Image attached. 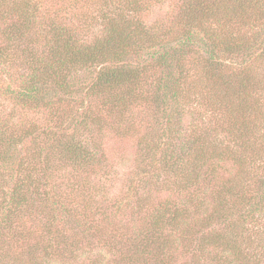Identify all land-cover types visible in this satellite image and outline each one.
I'll list each match as a JSON object with an SVG mask.
<instances>
[{"label":"trees","instance_id":"1","mask_svg":"<svg viewBox=\"0 0 264 264\" xmlns=\"http://www.w3.org/2000/svg\"><path fill=\"white\" fill-rule=\"evenodd\" d=\"M47 1L50 7L42 10ZM85 3L88 0H11L7 10L1 4L0 68L3 72L6 71V76L13 78L15 85L20 84V88L7 89L15 95L12 100L16 106L37 116L44 110L45 113L53 115V105L61 100L57 95L61 92L63 96L73 94L75 84H70L69 78L75 71L83 68L94 69L97 66L92 90L104 98L103 103L108 104L120 102L122 99L132 100L145 84L148 70L158 72L157 75H151L153 86L148 93L150 96H146V103L158 119L165 120V129L169 133L170 120L175 118L173 112L177 113L181 121V115L189 113L186 108L188 106L193 117V129L189 138L182 137L177 129L172 130L174 141L169 137L166 149L156 151L160 146L154 149L150 145L144 146L149 152H142V165L146 162V167L153 169L152 172L173 179V176L166 173L173 175L172 163L176 164V172L183 175L186 184L183 189L187 193L183 191L185 198L182 203L172 200L171 197H163L153 201L152 205L148 200V204L140 206L152 217L148 220L152 230L149 233L143 231L139 235L143 245L141 250L136 249L130 239L119 241L124 248V260L130 264H141V253L146 255V249L150 250L146 246V240L152 241L157 230L162 231L167 226L178 229L183 225L181 234L187 237L185 225L189 223V227L193 229L189 230V238L196 240L198 252L195 253L194 262L189 264H206L210 261L213 264H264V236L263 239L256 237L257 232L261 235L262 232L250 233L251 236L245 240V246L243 239L237 236L239 232H246L249 228L247 223H254L258 227V220L264 217V176L258 172L251 175L240 168L233 174L228 165L216 163L212 151L217 149L224 154L228 151L224 152L216 140L213 143L214 137L212 142L204 143L201 147L196 146L202 140L196 121L205 122L207 117L206 122L211 125L213 120L208 115H214L213 112L220 110L231 121L230 129H226L229 134H239L242 139L248 132H253L255 136L258 134L254 128L255 122L250 121L258 115H264L254 105L257 101L254 95L257 86L252 76L259 66L256 64L251 68L250 62L264 57V37L260 38L262 34L248 35L242 32V28L246 23L253 30L263 28L264 0H180L173 22L169 27L161 29L155 28L154 23L150 25L146 22V0H122L120 5L114 0L106 1L98 7L101 8L97 10L96 16L91 12L80 11ZM39 4L42 6L40 11ZM97 17L102 27L91 31V25L97 21ZM40 20L43 21V27L39 30L42 31L41 34L32 31ZM259 31L263 33L264 30ZM40 38L43 41V50L36 58L33 57L35 52L31 51V46H37L35 40ZM259 49L261 52L258 53ZM140 52L147 53L149 60H143L144 63L142 60L137 61L136 56ZM133 57L135 60L131 61ZM23 59L27 62L23 63ZM186 64L196 65L190 71L185 68ZM32 125L37 126L35 119L32 120ZM48 126L49 124L38 127L44 130L40 135L52 139V148H56L64 157L68 156L78 166H82L85 160L88 162L91 154L86 150L85 143L75 140L73 136L63 141L57 138L64 137L61 123L55 127ZM215 127L216 125L212 129L206 127V135L211 131L216 132ZM218 132L224 134L223 130ZM27 136L35 135L32 131ZM28 138L15 140L0 134V143L4 142L3 146L6 148L0 156V181L12 180L15 172L25 173L26 176L15 180L12 194L8 199L4 197L2 200L4 207L8 208L4 210L2 207L0 211V229L7 226L6 221L12 220L10 208L18 210V204L22 206L29 202L35 203L29 200L28 195L37 197V189L30 188L31 177L26 175L27 167L31 165L26 166L21 161L22 158L17 159L14 153L6 156L8 150L25 143ZM46 152V146L41 145L35 154L39 158ZM178 154L181 157H175ZM160 155L161 159L158 160ZM259 155L264 157V150ZM235 157L237 163L239 160L242 162L237 152ZM43 166L42 170L46 172L44 180L47 182V178H50L47 175L50 167L46 161ZM146 173L148 171L144 170L143 174ZM26 181L29 183L27 182L28 187L25 189ZM157 181L159 182L154 176L152 180L150 177L148 180L159 185L155 183ZM175 182L174 178L173 187ZM137 189V185L132 187L131 197L140 196ZM18 190L23 191L22 196ZM17 191L18 194H15ZM169 192L177 194L174 188ZM13 194L17 196L11 198ZM54 197L45 192L40 198L48 199L44 202L60 209V213L55 214L59 216L57 219L50 222L37 219L41 229L47 227L49 230L52 224L57 225L60 231L58 240H68L64 231H67L66 225L72 219L77 234L87 238L97 237L100 232L99 223L106 220V215L90 219L85 216L89 215L87 204H80L81 209L78 210L72 203L62 206L60 197ZM233 197L236 198L230 200ZM183 204L190 205L181 210ZM114 205L118 211L120 204L117 200ZM236 208L238 212H235ZM80 216L89 219L83 220ZM192 218H198L202 223L194 225L193 228L190 223ZM230 219L233 226L229 230L227 227L231 224L227 225V221L230 222ZM216 223L221 225L224 233L216 227ZM228 231L235 238L228 237ZM30 246L32 252L37 250V243ZM125 251L130 254L129 257ZM205 254L208 256L207 260H203Z\"/></svg>","mask_w":264,"mask_h":264},{"label":"rangeland","instance_id":"2","mask_svg":"<svg viewBox=\"0 0 264 264\" xmlns=\"http://www.w3.org/2000/svg\"><path fill=\"white\" fill-rule=\"evenodd\" d=\"M106 1L110 0H88V3L81 6L80 11L83 13L91 12L96 16L97 10L101 8L98 7L105 4ZM114 1H117V5H120L122 0ZM179 2L180 0H146V7L148 8L146 9V22L150 25L154 23L155 28L169 27L173 22ZM1 4L7 10L6 7L11 4V0H0V6ZM40 4L38 5L39 11L42 8ZM48 7H50V3L47 1L42 10ZM41 22L43 21L40 20L32 31L41 34L42 31H39L40 27H43ZM101 24L97 17V21L91 25V31L101 28ZM243 26L242 32L262 34L260 38L264 37V31L263 33L259 31L260 29L264 30V25L263 28L259 27L254 30L247 23ZM231 27L235 30V26L232 25ZM89 36L91 35L89 34ZM84 39L87 40V38ZM35 42L37 46L36 44L31 46V51L35 52L33 57L38 58L39 53L43 50V41L40 38ZM259 52H261L260 49ZM149 58L147 53L144 52H140L136 56L139 62L141 60L143 62L145 59L149 60ZM134 60L135 57L131 59V61ZM22 61L23 63L27 62L25 59ZM250 63L251 68L256 64L259 66L252 76L257 86L254 91L257 101L254 105L258 107L259 112H264V57H260V60L257 61L254 59ZM195 65L186 64L185 68L191 71L195 68ZM96 67L75 71L69 78L70 84H75L73 85V94L63 96L61 92L57 95L61 99L60 102L53 105L55 106L53 115L45 113L46 110H44L38 116L27 109L22 110L16 106L14 100H12L15 95H12L7 89L12 90L19 87L20 84L15 85L13 78L6 76V71L3 72L0 68V134H4L5 138H15V140H19L18 138L21 137H29L24 141L25 143L18 144L15 148L8 150L6 156L14 153L17 159L22 158L21 161L26 166L31 165L27 167L26 174L30 175L31 182L26 181L24 188L26 189L29 183L30 188L37 189L35 190L37 191V197L28 195L29 200H33L35 203L31 204L29 202L22 206L18 204L19 211L10 208L12 210V212L10 211L11 223L6 221L7 226L0 229V264H130L124 260V250H122L124 248L119 241L130 239L131 243L136 245V249L141 250L140 247L143 245L139 235L143 231L149 233L148 231L151 232L152 230L150 223H148V220L152 217L148 216L147 212L143 211L140 206L148 204V200L152 205L163 197H171L172 200L181 203L185 198L183 187L186 184L183 175L176 172V164L172 163L173 175L166 173L173 176V179L160 176V174L152 172L153 169L150 167H146V162L142 165L143 157L141 154L144 151L149 152V149L146 148L149 145L151 149L160 146L159 149L156 148V151L166 149L169 144V137L174 141L175 135L171 134L172 130L177 129L182 137L189 138L192 132L191 129H193L191 125L193 117L188 109L189 107H186L189 113L181 115V121L178 119L177 113L173 112L175 118L170 120L169 133L165 129L167 124L165 120L163 118L158 119L146 103V96L151 92L153 86L151 75H157L158 72L148 70L145 84L132 100L122 99L120 102L108 104L103 103L104 98L98 96V93L92 90L91 85L95 81L98 71ZM148 95L150 96V94ZM190 109L192 110L191 107ZM259 112L258 114H260ZM213 113L214 115L211 113L208 115V118L211 121L213 120L211 125L206 122L207 117L206 121L204 119L205 122L196 121L202 138L196 146L201 147L204 143L208 144L213 140L214 143L216 140L224 149V152L228 151L227 154H224L217 149L213 150L212 156L215 158L216 163L228 165L233 174H236V170L240 168L246 173L250 172L251 175L258 172L264 176L262 171L264 169V157L259 155L264 150V115H258L250 121L255 122L254 128L257 129L259 135L255 136L253 132H248L246 137L242 139L239 134L234 136L226 131V129H230L231 121H228L229 119L224 111L220 110ZM33 119L36 121V127L32 125ZM223 120L224 122H222ZM60 123L64 137L57 136V138L63 141L73 136L75 140L85 143L86 150L90 152L93 160L90 161L91 157H89L88 162L85 160L82 166H78L76 163H72L68 156L64 157L56 148H52V139L47 138L46 135H40V132L44 130L38 126L49 124V126L55 127ZM214 125H216L217 131H211L206 135V132H208L206 127L212 129ZM218 130H223L224 134H221ZM32 131L35 136H27ZM217 134L219 137L216 139ZM3 144L4 142L0 143V156L3 155L6 149ZM41 145L46 146L47 152L38 158L35 153ZM236 152L242 158V162L239 160L237 163ZM175 157H181V155L178 154ZM160 159L161 155L158 160ZM44 161L50 167V171H47V175L50 176V178H47V182L44 180L46 172L42 170ZM155 168L158 169L157 165H155ZM32 169L35 171H31ZM144 170L148 173L143 174ZM24 176L25 173L15 172L12 174V180L9 179L8 182L5 180L0 181V211L2 207L4 210L8 208L4 207L2 200L4 197L8 199L9 195L12 194V188L15 186L14 181H18L20 177L24 178ZM153 176L159 180V182H155L159 185L148 182L149 177L152 180ZM5 178L8 177L5 176ZM174 178L176 182L173 187ZM134 185L138 186L137 191L139 194H137L140 195L139 197H131V189ZM173 188L177 190V194L169 192H172ZM188 189L192 190V187ZM18 191L22 196L23 191ZM18 191L15 194H18ZM45 192L49 196H55L56 199L60 197L59 200L62 206L72 203L80 210V204H87L89 215L85 216L90 219H98L103 214L106 215V220L99 223L100 232L97 233V237L87 238L77 234L72 219L66 225L68 226L67 231H64V235L68 237V240H58L60 237L57 235L60 231L57 225L52 224L49 226V230L46 229L47 227L41 229L37 219H45L50 222L52 219L59 217L55 214L60 213L58 206H52V204L44 202L48 199L40 200ZM16 196L13 194L11 198ZM235 198L233 197L230 200ZM17 200L19 199L17 198ZM116 200L120 204L118 211H116L117 207L114 205ZM138 201L139 205L137 204ZM189 205L183 204L184 207L182 206L181 210L188 208ZM238 207L241 208L240 205ZM234 210L238 212V208ZM79 218L89 219L82 216ZM192 219L190 222L192 227L202 223L198 218ZM258 221L260 223L258 227H255L256 224L254 223H247L250 229L247 228L246 232L238 233L237 236L243 239V246L247 244L245 240L251 236L250 233L253 231H261L262 235L257 232L256 237L263 239L264 217ZM45 224L48 225V222H45ZM230 224L231 226L227 227L229 230L233 226L232 219H230V222L227 221V225ZM189 226H191L189 223L185 225L187 237L181 234L183 233V225L178 229L167 226L163 227L162 231L157 230L153 234L154 239L152 241L146 240V246L150 250L146 249V255L141 253L143 257L141 264H161V261H163L162 264H169L170 262L173 264L193 263L196 259L195 253L198 252L196 250V240L189 238V230H193ZM220 226L216 223V227L220 228ZM46 230L47 232H45ZM221 231L225 232L222 229ZM226 235L235 238L229 231ZM36 243L38 245L37 250L32 252L30 244ZM125 253L127 257L130 256L127 251ZM199 257L202 258V256ZM207 258L208 256L205 254L203 260H207ZM206 264H213V261L206 262Z\"/></svg>","mask_w":264,"mask_h":264}]
</instances>
